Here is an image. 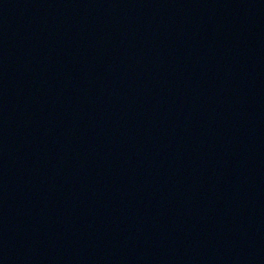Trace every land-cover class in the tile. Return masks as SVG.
Returning <instances> with one entry per match:
<instances>
[{"label":"water","instance_id":"95a60500","mask_svg":"<svg viewBox=\"0 0 264 264\" xmlns=\"http://www.w3.org/2000/svg\"><path fill=\"white\" fill-rule=\"evenodd\" d=\"M0 264H264V0H0Z\"/></svg>","mask_w":264,"mask_h":264}]
</instances>
